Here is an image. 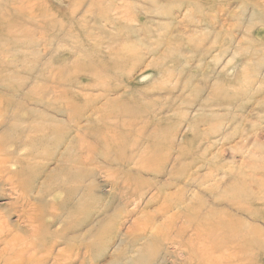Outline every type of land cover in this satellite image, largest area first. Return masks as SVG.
<instances>
[{"label":"rangeland","instance_id":"obj_1","mask_svg":"<svg viewBox=\"0 0 264 264\" xmlns=\"http://www.w3.org/2000/svg\"><path fill=\"white\" fill-rule=\"evenodd\" d=\"M263 15L264 0H0V204L23 190L35 219L9 210L0 264L50 246L95 264H256L199 192L231 169L220 204L259 213L245 198L264 196Z\"/></svg>","mask_w":264,"mask_h":264},{"label":"bare ground","instance_id":"obj_2","mask_svg":"<svg viewBox=\"0 0 264 264\" xmlns=\"http://www.w3.org/2000/svg\"><path fill=\"white\" fill-rule=\"evenodd\" d=\"M263 21H264V15H263ZM9 30H10V28H9ZM248 40H250V39H248ZM252 55H253V52L252 53H248L247 57H250ZM114 64H116V62ZM239 71L245 72L247 70L245 68H242ZM249 72L250 71H248L246 73H249ZM263 79H264V77H263ZM238 97L239 96L237 94H234L233 96H231L230 99H229L230 103H233V100H236ZM215 116H216V114H211L210 115V118L215 117ZM209 120L210 119L207 117V115L206 116H202L199 119L200 122H202V121H209ZM79 129L81 131V128L80 127H79ZM213 132L214 131L212 129H210V130L207 129L205 131V136H208V135L212 134ZM198 133L200 134V132H198ZM257 142L262 145V143L260 141H257ZM257 142H255V145L258 146V144H256ZM164 145H165V143H164ZM4 152L6 154V151H4ZM161 153H163V152H161ZM205 153H206V149L203 150V151H200V152H197L196 151V153L193 152L194 155H191V156L193 158H195V159H198L196 157H201V156L203 157L205 155ZM5 154L4 155L3 154H0V185H1L0 186V195H3V193H4L3 192V188H2L3 187L2 186L3 183H8V182L11 183V181H10L11 180L10 179V175L7 176V177L5 176V173H6V170H7L6 164H7L8 160H9L8 157L5 156ZM195 154H197V155H195ZM179 155H182V154L179 153ZM191 156H189V157H191ZM215 156L218 159L219 156L218 155H215V154H213L212 159H215L216 158ZM82 158H84V157H82ZM193 158H191V159H193ZM24 159H25V157H24ZM168 159L170 160V158H168ZM201 159L203 160V158H201ZM209 161H211V159ZM211 162H209L208 164H210ZM216 162L217 161H214L213 163H216ZM217 163H219V162H217ZM217 163H216V166L218 167ZM225 163H226V161L224 159L223 160V164H222L223 167L226 166ZM187 164H188V166H190V162L187 163ZM219 165L221 167V163ZM151 167L152 166H150V168ZM141 169H143L142 166H141ZM256 169H258V170H256L257 173H255V175L259 174L257 176L259 178V176L262 175V173L264 174V166L258 167ZM145 170H146V168H145ZM260 170H261V172H259ZM216 171H218V170L216 169ZM22 173H23V171L18 170L17 172L14 173V177L20 178L22 176ZM227 174H230L229 175V179H225V176ZM209 176L210 175H206L203 178L208 179ZM232 177H233V171L231 169H228V171H226V170L224 171L223 170L222 171V176L218 180H216L214 183L208 185L205 190L199 192V194L201 193L200 196L202 197V199H203V194L202 193H207V191H208V195L210 194L212 196V206H210V208H209L210 210L207 213H212L213 215H214V213H216L217 214L216 217H218L217 220H216L217 222L223 220L222 221L223 224L227 227L229 225V223L235 221L233 225L231 223V226L227 230V231H229V236L232 237V241H235L236 242V243H234V242L232 243L230 241L231 242L230 244H234V248H237V246H241L240 245L241 243L239 244L238 241H240V242H242L244 244H248L250 246L252 245L253 248L256 251L255 252V255H254V257H255L254 258V261H255L256 264H261L262 263V260L264 259V228H262L260 225H258L255 221H259V222L264 223V196L263 195H260L261 193L260 194H257L255 192L251 191V195L245 198L246 202L248 200H251L252 201V204L256 207V209L259 210V213L257 212L258 214L256 216H254V217H250L251 216L250 215L251 213L249 212L250 209H246L245 207H243L241 205L238 206V209L239 210L236 209L237 212L239 211L242 214H244V212H245L246 213L245 215H248V216L250 215L249 217L248 216L247 217L250 218L251 221H248L249 219L248 220L243 219L244 217L242 215H240V214H237L235 212L229 211L228 210V207L226 205L220 204L219 201L223 200L227 196V194L229 193L228 191L231 192V191L234 190V187H235V179L236 178H235V175H234L233 178ZM247 177H249V174L247 175ZM263 177H264V175H263ZM258 178H254V176L252 175V176L249 177V180L247 179V181H249V183H251V185H254L255 188H256V187H258V186L261 185V181H260L261 178L260 179H258ZM244 179H245V177L243 178V180ZM165 185H167V182L165 183ZM13 187H14V185H13ZM253 188H251V189H253ZM14 190L16 191L17 189L14 187ZM246 190H247V188H246ZM246 193H248V191H246ZM6 203L7 202H4V203H1L0 204V218H1L0 219V243L1 242L3 243L2 246H0V257L1 256H5V255H9L10 253H14L9 248V246L12 245V242L10 241V237H8L9 234L11 235V232H12L11 231L12 230L11 229V223L9 221V213H10L9 210L11 208H13V207H15V208L16 207H20L19 212L21 213V216L24 217V219H25V221L27 223H31V222H34L35 221V219H33L32 218V215L30 214L31 213L30 211L32 209V206L25 203V196H24L23 190H20V189L17 190V195H16L13 203L12 202H10L9 204H6ZM24 204H26V207L24 206ZM235 205H237V204H235ZM251 212H253V211H251ZM84 243L83 244L87 248H88V246H90V244L88 242H84ZM219 244L220 243H218L217 246ZM29 245H32V243H30ZM53 246H54V244H53ZM52 248L53 247L50 246L48 249H46L45 250V254H41L42 256H37L36 255L37 249L34 252H31V250H26V252H24V253H22V251H17V253H15V256H13V257L14 258L16 257L18 259L15 262L14 261H9V257H8V258H6V261H5L4 264H45V263L48 264L49 261H51L50 264H95L94 261H91V259L88 261V258L85 255H82V254H85V253H78L77 250H79V248L76 249V253H74V251H71L70 248L69 249H61V250H57V251L53 252V249ZM252 253L253 252H251V254ZM75 254H76V256H75ZM38 255H40V254H38ZM79 255L81 257H79ZM221 255H223V254H221ZM234 256H236V252H235V254H232V257H234ZM219 257H220V254H219ZM233 259H235V257ZM233 259H230V258H226L225 259L224 258V259H222L220 261L219 264H252L251 262L248 263V261L245 260V259L240 260L237 263H232ZM11 262H13V263H11Z\"/></svg>","mask_w":264,"mask_h":264}]
</instances>
